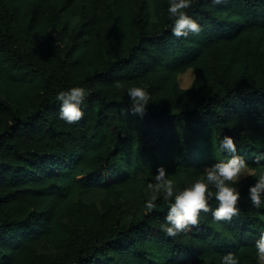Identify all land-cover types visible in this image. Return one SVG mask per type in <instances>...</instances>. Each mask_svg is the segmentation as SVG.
<instances>
[{
  "label": "trees",
  "instance_id": "16d2710c",
  "mask_svg": "<svg viewBox=\"0 0 264 264\" xmlns=\"http://www.w3.org/2000/svg\"><path fill=\"white\" fill-rule=\"evenodd\" d=\"M168 7L0 0V264H222L228 253L258 264L264 198L252 206L248 189L264 174V0H192L185 11L202 31L187 38L172 34ZM71 87L87 95L69 125L56 95ZM130 87L151 96L143 118L125 111ZM224 136L255 172L234 185L239 215L201 213L167 236L168 202L148 212L135 193L159 166L177 189L191 186L228 156ZM96 190L99 204L81 199Z\"/></svg>",
  "mask_w": 264,
  "mask_h": 264
},
{
  "label": "clouds",
  "instance_id": "9594fccd",
  "mask_svg": "<svg viewBox=\"0 0 264 264\" xmlns=\"http://www.w3.org/2000/svg\"><path fill=\"white\" fill-rule=\"evenodd\" d=\"M192 0H169L167 9L169 18L172 19V34L176 38H187L189 35H199L201 26L187 15L186 9L190 8ZM226 0H211L212 5L218 6ZM59 43V42H57ZM114 88L121 89L122 82L116 81ZM87 93L82 87H71L60 91L56 100L60 104L59 119L71 125L79 122L84 112L81 105L84 103ZM130 98L127 114L143 118L146 115L147 106L151 99L150 94L141 87H130L127 90ZM220 150L228 156L203 170V177L195 180L191 186L182 190L176 188L169 178L164 166L156 169L153 182L147 184L146 191L150 193L149 199L144 204L145 209L151 212L156 207L157 199L162 196L168 202V212L161 229L169 237H177L187 234L192 228L198 227L201 213L211 212L214 221H231L239 215L238 202L241 199L238 184L241 177L255 175L245 160L237 155V148L233 138L224 136L220 143ZM264 160V155L256 157V163ZM214 188L215 191L210 190ZM215 199L217 207L213 210L209 207V201ZM264 198V174H260L253 186L248 189V199L252 206L259 208ZM255 255L258 264H264V233L260 234L255 245ZM222 264H239V260L232 253L223 256Z\"/></svg>",
  "mask_w": 264,
  "mask_h": 264
},
{
  "label": "rangeland",
  "instance_id": "374dc122",
  "mask_svg": "<svg viewBox=\"0 0 264 264\" xmlns=\"http://www.w3.org/2000/svg\"><path fill=\"white\" fill-rule=\"evenodd\" d=\"M193 79H194V75L192 73V71H186L185 73L181 74L179 76V85L180 87L182 88H189L191 87L192 85V82H193ZM248 175H245L242 178L246 177ZM146 188L147 186H142L141 187V190L138 191L137 193H135V196L137 197H142V196H149L150 197V193H148L146 191ZM104 196V192L101 191V190H96V191H93L92 193L90 194H86V195H82L81 196V199L84 201V202H87V203H96V204H99L100 200L103 198Z\"/></svg>",
  "mask_w": 264,
  "mask_h": 264
}]
</instances>
